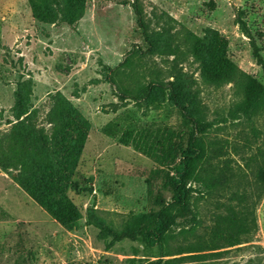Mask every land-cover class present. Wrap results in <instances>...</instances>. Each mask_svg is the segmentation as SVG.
I'll return each instance as SVG.
<instances>
[{"label": "rangeland", "instance_id": "obj_1", "mask_svg": "<svg viewBox=\"0 0 264 264\" xmlns=\"http://www.w3.org/2000/svg\"><path fill=\"white\" fill-rule=\"evenodd\" d=\"M215 40L224 42L229 61L264 85V0H86L85 15L74 24L60 13L54 23L36 20L27 0H0V264H155L159 246L141 236L114 241V235L128 216L171 203L177 147L193 134L221 140L236 172H247L239 191L248 194L256 221L242 244L218 250L207 263L264 264V191L244 160L259 154L258 147L264 151V113L250 121L240 109L250 85L206 79L195 49ZM169 82L182 88L197 124L157 88ZM121 89L138 99L123 98ZM65 101L89 126L63 183L81 215L72 230L17 180L25 160L39 157L37 149L66 167L51 124L53 109ZM253 125L261 133L246 154L242 147ZM187 188V207L173 210L172 248L187 244L185 229H194L189 242L207 235L215 214L225 212L222 205L236 204L228 192L209 197L197 184Z\"/></svg>", "mask_w": 264, "mask_h": 264}, {"label": "trees", "instance_id": "obj_2", "mask_svg": "<svg viewBox=\"0 0 264 264\" xmlns=\"http://www.w3.org/2000/svg\"><path fill=\"white\" fill-rule=\"evenodd\" d=\"M31 8L32 16L44 23H54L58 13L70 24L79 21L85 15L86 0H27ZM58 8V9H57ZM138 24L144 36L149 40L147 26L138 5L134 4ZM150 50L154 45L150 41ZM195 55L204 65L207 73L206 79L211 83L220 81L234 83L236 86L245 85L248 88L240 109L250 121L255 116L264 113V85L253 81L240 71L236 65L225 56V44L221 40L200 43L195 49ZM157 88L163 93L168 92L169 99L181 112L184 118L197 120L191 115L182 101V88L169 82L158 83ZM123 98L133 97L130 89H121ZM150 94V89L147 95ZM53 141L59 148L56 151L58 157L63 158L65 166H55L54 161L47 151L37 149L39 157H31L23 163L25 173L17 177L20 186L47 212L51 217L67 230L77 227L81 219L80 213L75 205L64 193L65 179L72 175L78 157L86 138L89 126L87 121L67 102L53 109ZM252 137H246L242 150L247 154L255 146L256 139L261 131L254 125L251 127ZM64 138V142H60ZM67 140V144L65 141ZM62 145V146H61ZM28 152L33 151L32 145H28ZM258 153L246 157V167L250 169L255 177L257 190L264 191V151L258 147ZM176 154L179 162L176 165L174 177L172 178V200L169 205L160 206L148 213L132 214L123 222L122 228L114 235V241L121 239H136L141 236L150 247L159 246L162 250L160 258L155 264H208L207 258L218 256L217 252L223 248H230L243 243L244 236L251 232L252 223L256 226L255 219H250L247 193H240V182L246 178L247 172L239 174L234 168V161L229 156L227 147L221 140L210 139L206 135L195 136L188 140L186 146L179 143ZM242 169L241 166H239ZM68 174V175H67ZM188 183L197 184L201 187L200 193L209 197H219L223 193L230 194L229 201L224 203L225 212L216 213L211 230L207 235L195 242H189V235L194 229H185L181 235L187 244H180L174 248L170 240L175 238L170 234L173 223L174 208L183 209L187 207ZM219 206V205H218ZM219 208V207H218ZM241 208V209H239ZM93 224L98 225L93 213L88 215ZM210 252V253H206ZM169 257V259H163Z\"/></svg>", "mask_w": 264, "mask_h": 264}]
</instances>
